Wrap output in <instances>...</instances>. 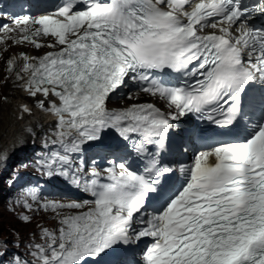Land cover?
I'll return each instance as SVG.
<instances>
[{
	"label": "rangeland",
	"instance_id": "1",
	"mask_svg": "<svg viewBox=\"0 0 264 264\" xmlns=\"http://www.w3.org/2000/svg\"><path fill=\"white\" fill-rule=\"evenodd\" d=\"M11 41V49L17 48L15 52L31 48L22 47L18 38L17 44L15 38ZM32 51L40 53L34 48ZM9 57L8 53L7 59ZM7 66L9 63L5 59L0 67V116L5 111L2 102H7L11 84ZM131 94L125 95L131 97ZM125 95L121 94L119 99ZM52 162L55 163L52 149L39 140L32 141L26 150L14 155L4 167H0V260L4 258L8 264H33L40 260L42 252L35 244L43 245L53 239L52 233L58 228L46 226L45 221L49 219L45 220L41 207L31 209L34 206L31 183L39 182ZM43 223L44 227L38 228Z\"/></svg>",
	"mask_w": 264,
	"mask_h": 264
},
{
	"label": "bare ground",
	"instance_id": "2",
	"mask_svg": "<svg viewBox=\"0 0 264 264\" xmlns=\"http://www.w3.org/2000/svg\"><path fill=\"white\" fill-rule=\"evenodd\" d=\"M25 51H14V57L11 56L8 61L10 63L7 66L10 72L8 75L11 84L8 93L6 92L7 97L5 96L7 102H2L5 105V111L0 116V167H4L14 155L26 150L32 141L40 140V143L41 141L46 144L50 143V145L65 148L71 153L78 152L79 149L81 151L82 140L72 133L70 124L72 126L73 124L80 126L83 122L98 124L101 118H105L109 126L122 125L120 117H122L124 109L121 107H107L105 110L108 115L99 112L98 117L95 113L87 119L81 118L72 123L67 120L57 121L55 114L43 115L38 109V105L46 110H51L53 93L50 90L45 93L42 89L37 88L30 92L23 90L22 84L25 81L30 82L34 77L31 76V72L36 64V57H34L36 52ZM22 103H26L27 107L22 106ZM45 216L49 219L45 221L46 226H60L52 211L47 209Z\"/></svg>",
	"mask_w": 264,
	"mask_h": 264
}]
</instances>
